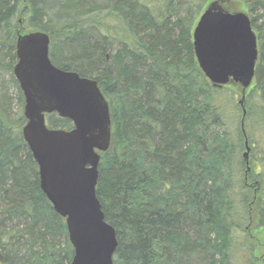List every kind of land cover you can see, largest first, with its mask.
Returning a JSON list of instances; mask_svg holds the SVG:
<instances>
[{"label": "trees", "instance_id": "1", "mask_svg": "<svg viewBox=\"0 0 264 264\" xmlns=\"http://www.w3.org/2000/svg\"><path fill=\"white\" fill-rule=\"evenodd\" d=\"M209 1L0 0V74L17 105L12 112L0 85V264L73 256L21 136L12 69L16 33L28 30L46 32L52 64L95 80L107 100L111 139L96 196L116 232L113 264H261L253 235L264 234V0H233L258 47L244 135L239 90L212 86L194 56L192 30ZM46 121L72 128L56 114Z\"/></svg>", "mask_w": 264, "mask_h": 264}, {"label": "water", "instance_id": "2", "mask_svg": "<svg viewBox=\"0 0 264 264\" xmlns=\"http://www.w3.org/2000/svg\"><path fill=\"white\" fill-rule=\"evenodd\" d=\"M239 3L207 2L193 27L192 46L197 66L212 86L239 90L244 135L245 95L254 81L258 47L249 15ZM49 46L44 31L16 33L12 73L24 99L21 136L38 167L40 189L65 220L73 248L70 264H113L116 232L96 196L100 153L108 150L111 139L108 103L95 80L54 66ZM49 114L69 120L72 128L49 127ZM248 152L245 142L246 172Z\"/></svg>", "mask_w": 264, "mask_h": 264}, {"label": "rangeland", "instance_id": "3", "mask_svg": "<svg viewBox=\"0 0 264 264\" xmlns=\"http://www.w3.org/2000/svg\"><path fill=\"white\" fill-rule=\"evenodd\" d=\"M239 8L241 10L246 11V9L244 8V5L242 2L239 3ZM9 77L6 74H0V85H3V89L5 88V90L7 91L6 93L8 94L9 98L11 99L10 102L11 104V110L12 112L16 111V99H15V89L13 84L8 81ZM254 240H255V244L257 246L256 249V255H258L261 259L264 256V234L261 231L256 232L254 235Z\"/></svg>", "mask_w": 264, "mask_h": 264}, {"label": "bare ground", "instance_id": "4", "mask_svg": "<svg viewBox=\"0 0 264 264\" xmlns=\"http://www.w3.org/2000/svg\"><path fill=\"white\" fill-rule=\"evenodd\" d=\"M16 80V79H15ZM16 82H17V80H16ZM17 84H18V82H17ZM18 87H19V84H18ZM19 90H20V88H19ZM21 91V90H20Z\"/></svg>", "mask_w": 264, "mask_h": 264}]
</instances>
